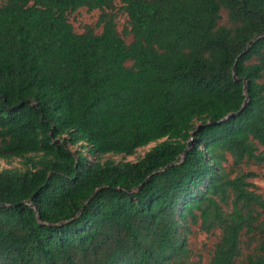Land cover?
<instances>
[{
	"label": "trees",
	"instance_id": "trees-1",
	"mask_svg": "<svg viewBox=\"0 0 264 264\" xmlns=\"http://www.w3.org/2000/svg\"><path fill=\"white\" fill-rule=\"evenodd\" d=\"M261 147L264 0H0V264H264Z\"/></svg>",
	"mask_w": 264,
	"mask_h": 264
},
{
	"label": "rangeland",
	"instance_id": "rangeland-1",
	"mask_svg": "<svg viewBox=\"0 0 264 264\" xmlns=\"http://www.w3.org/2000/svg\"><path fill=\"white\" fill-rule=\"evenodd\" d=\"M99 16L98 10L90 11L87 8H81L78 11L74 12L70 19L78 32H82L84 25L87 24H96ZM119 30L121 33H124V28L127 24V18L125 15L119 16ZM127 42L132 41L131 35H126ZM156 143H151L148 146L141 147L137 150L136 154L128 156L123 154H107L105 159H114L116 161H136L142 157L152 146ZM264 150V147L260 148ZM24 162L22 159H16L12 163H7L4 160L0 159V168H23ZM246 170L253 171L256 175L251 177L249 180L257 185L259 191H264V164L262 165H250L246 167ZM219 237V231L215 233H206L202 231L198 226H193L192 233L189 237V243L194 252L198 255L204 257V263L210 259L211 253L214 249V245L217 242Z\"/></svg>",
	"mask_w": 264,
	"mask_h": 264
},
{
	"label": "water",
	"instance_id": "water-1",
	"mask_svg": "<svg viewBox=\"0 0 264 264\" xmlns=\"http://www.w3.org/2000/svg\"><path fill=\"white\" fill-rule=\"evenodd\" d=\"M235 77H236V74H235ZM236 79H237V78H236ZM246 103H247V100L245 101V104H246ZM242 110H243V109H241V110H239V111H237V112L230 113L227 117H225V119H228L229 117H235L236 115L240 114V113L242 112ZM96 192H97V191H96ZM96 192H95V193H96ZM95 193H94V194H95ZM94 194H93V195H94ZM93 195H92V196H93Z\"/></svg>",
	"mask_w": 264,
	"mask_h": 264
}]
</instances>
